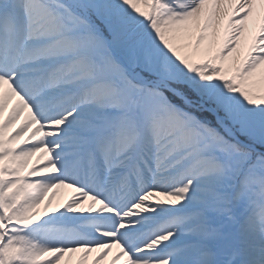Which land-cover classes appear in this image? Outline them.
<instances>
[{
  "label": "bare ground",
  "instance_id": "6f19581e",
  "mask_svg": "<svg viewBox=\"0 0 264 264\" xmlns=\"http://www.w3.org/2000/svg\"><path fill=\"white\" fill-rule=\"evenodd\" d=\"M52 1L0 0V264H244L258 256L264 170L230 181L238 160L228 163L225 143L170 101L180 103L170 90L183 92L144 79L161 53L206 91L201 99L210 91L232 99L264 126V0H95L110 18L106 40ZM80 41L95 46L72 49L46 79L27 78L58 59L57 42L69 50ZM119 173L116 190L97 192ZM152 212L165 217L148 231ZM132 239L141 246L128 251Z\"/></svg>",
  "mask_w": 264,
  "mask_h": 264
},
{
  "label": "rangeland",
  "instance_id": "374dc122",
  "mask_svg": "<svg viewBox=\"0 0 264 264\" xmlns=\"http://www.w3.org/2000/svg\"><path fill=\"white\" fill-rule=\"evenodd\" d=\"M52 2L56 7L64 8L66 11L72 10L73 13L71 12L70 13L74 15L75 19L90 27V29L93 31L95 35L100 36L104 40L111 37V32H110L111 23H109L110 18L108 19V17L105 15V12H102L98 9L97 5H95V0H54ZM83 2L85 3L86 7H84ZM150 7L151 6H149V8ZM88 9L90 12L88 11ZM42 19H45V17L40 16L38 20L41 21ZM93 21H97L102 26L104 32H102L95 25V22ZM136 22H137L136 19H132L128 21L125 28L120 32L118 38L124 36L125 34L124 35L121 34L125 33ZM42 24H46V23L42 21ZM56 34L57 32H54L51 34V36H55ZM93 43L94 41L93 42L80 41L77 44L73 45L72 48H69V50H67L68 48L65 47L68 46L57 42L56 47L59 48L58 50H62V51L65 50V53L68 54V51L75 48H77L78 50L82 49V50L91 51L92 48L95 46V44ZM135 46L134 43L131 41L130 44H128L127 46L128 48L123 47V50L127 54V51L130 49L133 50ZM151 61L155 67L148 68L145 72L148 71L147 73L152 75L151 76L153 77L152 82L157 84L159 83L162 87L166 85L167 81L169 82L176 81L175 83H177V85L180 88L183 87L182 89H185L190 94V98L187 97L188 99H186L184 97H177L175 95L176 99L180 100L181 104L177 103L173 99L171 102L179 110H181V113L184 114V116L187 117L188 120L191 119V121H193V123L196 126H198L200 129L203 130L205 129L213 132L215 135L218 136L219 140L225 143L226 148L220 147V149L225 152L223 156H225V159L227 160L228 163L238 160L236 167L230 169L229 171L230 181L236 184L239 181V179L242 177L243 173L245 172L248 173L247 176L249 177L251 175L254 176L260 173L262 170H264V126L263 125L259 124L255 120L254 121L249 120L244 113L243 107H241V105H239L238 102L233 101L232 99H226L222 97L219 98L211 91L210 93L212 96L208 101L201 99V96L205 94L206 91L203 88L201 90H198L195 87L193 81L190 79L191 77L189 74H184L180 72L178 67H170L169 65H167L166 62L167 58L163 54L159 53L157 55H154ZM117 62L121 66L124 65V67L127 68L128 71H130L129 67L126 66L123 59L118 58ZM185 63L186 62L183 61L181 65L186 66ZM136 75L140 76V73L136 72ZM83 79L86 78H82L81 80ZM85 83L86 82H80V87ZM182 83L188 86H185ZM67 89H72V88H67ZM47 100L48 99L46 98V101L42 102L41 104L44 105L46 102H48ZM35 107L38 108L39 106H35ZM214 107L217 108L220 113H215L212 109ZM41 115H44V113H41ZM224 118H226V121H224ZM228 125H230L236 133H232V132L229 133L228 131H226V127L228 128ZM237 133L255 140L256 144L253 145L250 143H246L244 140H242V138L238 136ZM177 148H180V146L175 144L172 150L176 151L178 150ZM184 159H187V156L183 157L180 160L174 161L176 162V166H178L180 162ZM247 164H249L248 165L249 169L245 171V166ZM168 168H169L168 172H170L172 169L171 167ZM174 168L175 167H173V171ZM245 186L246 185L243 186L244 190L245 191L249 190V188ZM198 199L203 202L204 198H198ZM208 204L209 203L206 202L204 203V206H207ZM157 215H162V213L159 212L150 213V217H148L150 223H148L145 227H143V229L149 227L152 223L158 222L159 219H163L165 217V215H162V217ZM81 233H85V232L82 231ZM85 234L89 236L88 233ZM131 244L132 243H129L128 245ZM75 245H84V243L83 242L75 243ZM140 246L135 247L134 250L139 249ZM170 246H172V244ZM255 252L257 253L258 256H253L256 254H252L251 256L253 257L252 260L255 259V261H257L258 264H264V256H263L264 247L257 246L255 248Z\"/></svg>",
  "mask_w": 264,
  "mask_h": 264
},
{
  "label": "trees",
  "instance_id": "16d2710c",
  "mask_svg": "<svg viewBox=\"0 0 264 264\" xmlns=\"http://www.w3.org/2000/svg\"><path fill=\"white\" fill-rule=\"evenodd\" d=\"M244 139H246L247 141H249V142H255V140H253V139H250V138H248V137H245V136H243V135H241Z\"/></svg>",
  "mask_w": 264,
  "mask_h": 264
}]
</instances>
